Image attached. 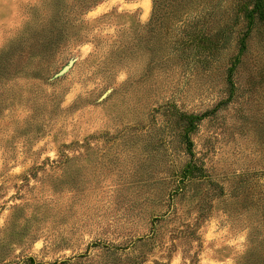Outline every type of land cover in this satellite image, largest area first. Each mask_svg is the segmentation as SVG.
Wrapping results in <instances>:
<instances>
[{
  "label": "rangeland",
  "instance_id": "obj_1",
  "mask_svg": "<svg viewBox=\"0 0 264 264\" xmlns=\"http://www.w3.org/2000/svg\"><path fill=\"white\" fill-rule=\"evenodd\" d=\"M142 3L0 0V264H264V21Z\"/></svg>",
  "mask_w": 264,
  "mask_h": 264
},
{
  "label": "trees",
  "instance_id": "obj_2",
  "mask_svg": "<svg viewBox=\"0 0 264 264\" xmlns=\"http://www.w3.org/2000/svg\"><path fill=\"white\" fill-rule=\"evenodd\" d=\"M101 0H76V4L81 7V9L84 11H87L88 9H90L92 6L98 4ZM155 1V0H154ZM155 5V2H154ZM257 14L258 19L263 20L264 21V8H263V3L262 0H254L253 6L252 8H250L248 10V15L249 17H251L253 14ZM251 19V18H250ZM249 23H251V20L249 21ZM248 29L249 27L244 31V33L242 34V36L240 37V48L243 47V40L245 39V35L248 33ZM204 114L201 115H193V114H182V117L186 119V132H185V138L184 141L187 144L186 149L188 150L191 143L187 137V133L194 127L195 123L201 119L203 117ZM190 150V149H189ZM192 164H193V160L190 158L186 164L185 170L186 172L190 169H192ZM187 174L184 173V176H186ZM184 179V177L182 178Z\"/></svg>",
  "mask_w": 264,
  "mask_h": 264
},
{
  "label": "clouds",
  "instance_id": "obj_3",
  "mask_svg": "<svg viewBox=\"0 0 264 264\" xmlns=\"http://www.w3.org/2000/svg\"><path fill=\"white\" fill-rule=\"evenodd\" d=\"M121 7H127V8H134L135 5L133 4H121ZM141 7H143L145 13L147 12L148 9V4L147 0H144V3H142ZM207 235V233H206ZM239 239H243V237H239ZM233 241H229V243H232ZM201 264H231L230 260H224V261H211V260H201Z\"/></svg>",
  "mask_w": 264,
  "mask_h": 264
},
{
  "label": "snow or ice",
  "instance_id": "obj_4",
  "mask_svg": "<svg viewBox=\"0 0 264 264\" xmlns=\"http://www.w3.org/2000/svg\"><path fill=\"white\" fill-rule=\"evenodd\" d=\"M132 4L135 5V7H137V0H132ZM236 243H237V241L233 240L232 244L236 245Z\"/></svg>",
  "mask_w": 264,
  "mask_h": 264
}]
</instances>
